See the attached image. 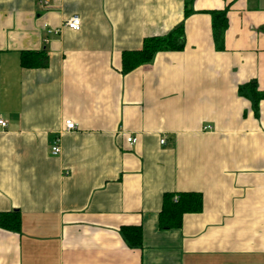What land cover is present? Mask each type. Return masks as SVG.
I'll list each match as a JSON object with an SVG mask.
<instances>
[{"label": "crops", "instance_id": "0c3cea01", "mask_svg": "<svg viewBox=\"0 0 264 264\" xmlns=\"http://www.w3.org/2000/svg\"><path fill=\"white\" fill-rule=\"evenodd\" d=\"M39 1L0 0V214L20 217L0 264H264V100L255 116L238 94L264 92V0ZM211 11H226L221 51ZM180 24L182 51L122 73L123 52ZM184 192L202 211L160 230L163 194Z\"/></svg>", "mask_w": 264, "mask_h": 264}, {"label": "trees", "instance_id": "16d2710c", "mask_svg": "<svg viewBox=\"0 0 264 264\" xmlns=\"http://www.w3.org/2000/svg\"><path fill=\"white\" fill-rule=\"evenodd\" d=\"M188 1L185 2L184 15L189 13ZM211 17L212 37L215 49H223V35L228 25L226 11L208 12ZM184 48V27L180 24L167 35L150 37L143 40L141 48L136 51L123 52L121 55V71L126 74L134 69L149 64L160 52H180ZM47 56L40 53L22 52L20 66L25 69L45 67ZM238 94L251 102L255 116L258 115V105L264 100V92L257 90L254 81L238 88ZM202 197L199 193H165L162 196L161 210L158 214V228L160 230L179 229L182 218L186 214H198L202 211ZM20 227V217L17 212L0 214V228L17 232ZM122 237L129 248H137L142 244V233L139 228L127 227L122 229Z\"/></svg>", "mask_w": 264, "mask_h": 264}, {"label": "built area", "instance_id": "2783aa9c", "mask_svg": "<svg viewBox=\"0 0 264 264\" xmlns=\"http://www.w3.org/2000/svg\"><path fill=\"white\" fill-rule=\"evenodd\" d=\"M40 4L44 5V6H48V0H41L39 1ZM63 26L69 30H72L74 32H77L80 30L81 27V22L79 17L77 16H71L70 18H68L67 20H65ZM56 34V32H55ZM0 127L1 128H5L6 127V122L3 120H0ZM76 129V126L74 124V122H72L71 120H66L63 122V131L65 132H71L74 131ZM127 142L129 144H134L135 143V139L133 138H128ZM161 143H163V141H161ZM61 152V148H60V139L59 138H55V140L52 142L51 148H50V154L52 156H58Z\"/></svg>", "mask_w": 264, "mask_h": 264}]
</instances>
